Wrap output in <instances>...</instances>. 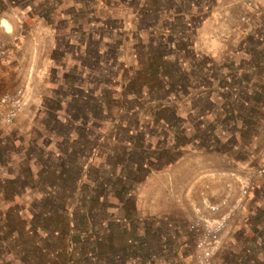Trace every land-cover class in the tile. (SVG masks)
<instances>
[{"label":"rangeland","instance_id":"obj_1","mask_svg":"<svg viewBox=\"0 0 264 264\" xmlns=\"http://www.w3.org/2000/svg\"><path fill=\"white\" fill-rule=\"evenodd\" d=\"M0 45V264H193L263 154L264 0H0ZM218 262L264 264V177Z\"/></svg>","mask_w":264,"mask_h":264},{"label":"built area","instance_id":"obj_2","mask_svg":"<svg viewBox=\"0 0 264 264\" xmlns=\"http://www.w3.org/2000/svg\"><path fill=\"white\" fill-rule=\"evenodd\" d=\"M250 3L254 15L262 14L263 9ZM253 15V16H254ZM243 20H249L250 16H242ZM2 53L0 45V54ZM28 103L27 91L18 88L15 91L6 92L0 97V116L6 124H12ZM264 177V150L259 162L249 170L248 176L240 178V193L234 203L226 200L219 202L205 201L204 205L196 206V216L191 223V230L195 237L193 251V264H218V255L224 245L225 236L228 233L231 221L237 210L243 207L245 198L251 192V188L259 179Z\"/></svg>","mask_w":264,"mask_h":264},{"label":"crops","instance_id":"obj_3","mask_svg":"<svg viewBox=\"0 0 264 264\" xmlns=\"http://www.w3.org/2000/svg\"><path fill=\"white\" fill-rule=\"evenodd\" d=\"M258 88V87H257ZM254 89V93H255V95H257L256 97V99H253V97L251 96V98L250 99H246V97H244L243 99H244V103L245 104H247V102H250V103H252V104H256V105H259V104H264V90L261 92V91H258V89H256V88H253ZM261 97V99L260 98H258V97ZM264 109V108H263ZM238 124H239V122H238ZM241 124H243V123H241ZM241 124H240V126H241ZM237 127H239L240 129L238 130V132H237V135H241V134H243V133H245L246 132V129L248 128V126L247 125H243V127H240L239 125H236ZM243 132V133H242ZM240 162L239 163H247L248 162V160L246 161H241V160H239ZM242 166V165H241ZM193 203L195 202V201H192ZM195 210V209H194ZM196 212H195V216H196Z\"/></svg>","mask_w":264,"mask_h":264},{"label":"bare ground","instance_id":"obj_4","mask_svg":"<svg viewBox=\"0 0 264 264\" xmlns=\"http://www.w3.org/2000/svg\"><path fill=\"white\" fill-rule=\"evenodd\" d=\"M3 24L6 26V28H10V24L7 21H3Z\"/></svg>","mask_w":264,"mask_h":264},{"label":"trees","instance_id":"obj_5","mask_svg":"<svg viewBox=\"0 0 264 264\" xmlns=\"http://www.w3.org/2000/svg\"><path fill=\"white\" fill-rule=\"evenodd\" d=\"M264 52L261 51V54H263Z\"/></svg>","mask_w":264,"mask_h":264}]
</instances>
